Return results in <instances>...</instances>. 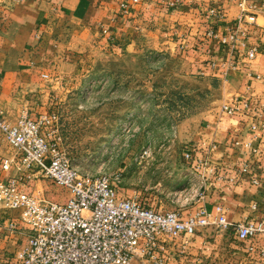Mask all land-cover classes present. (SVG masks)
<instances>
[{
  "label": "crops",
  "instance_id": "0c3cea01",
  "mask_svg": "<svg viewBox=\"0 0 264 264\" xmlns=\"http://www.w3.org/2000/svg\"><path fill=\"white\" fill-rule=\"evenodd\" d=\"M127 1L131 0H15L7 10L0 7V111L10 121L25 114L34 119L59 111L61 130L69 132L73 124L66 128L70 120L65 112L82 101L68 95L54 97L58 84L41 79L50 69L48 64L57 61L61 69L64 60L68 63L76 55L82 63L88 52L116 60L170 51L189 74L210 85L220 84L223 97L219 107L200 117H183L173 135L174 144L186 145L184 152L191 155L187 167L204 187L190 215L203 210L211 224L198 227L192 236L163 239L157 256L166 264H264L260 256L264 235L242 243L216 225L218 208L230 223L264 218V14L257 10V26L248 32L250 44L258 49L251 61L243 54L232 55L219 42L241 13L231 0H179L173 10H167L161 0H139L125 15L120 4ZM245 1L253 10L262 0ZM211 10L221 13L213 15ZM210 33L214 38H209ZM9 57H16L12 67ZM94 103L93 109L102 104ZM225 105L238 107V112L223 113ZM132 110L125 108L126 128L119 132L115 128L112 136L128 137ZM118 114L116 110L111 115ZM5 160L14 164L15 159L0 153V178L7 179L17 169L11 165L4 172ZM57 194L63 199L58 203H65L67 192L62 189ZM17 216L18 212L7 216L0 211V264H14L27 245L28 231Z\"/></svg>",
  "mask_w": 264,
  "mask_h": 264
},
{
  "label": "rangeland",
  "instance_id": "374dc122",
  "mask_svg": "<svg viewBox=\"0 0 264 264\" xmlns=\"http://www.w3.org/2000/svg\"><path fill=\"white\" fill-rule=\"evenodd\" d=\"M86 57L82 63L77 55L68 63L64 60L62 65H70L66 70L65 66L58 69L57 61L47 63L50 69L41 75L43 81L54 86L58 84L54 97L68 95L82 101L72 103L65 112V118L70 120L66 121V128L69 130L67 125L73 124L69 132L61 130L59 111L46 115L57 131L56 138L53 136L51 140H57L61 156L81 175L106 178L119 198L135 199L157 212L175 211L182 218L190 215L191 207L203 196L204 187L194 178V171L187 167L186 145L174 144L173 135L183 117H200L219 107L217 102L223 97L222 87L217 82L210 85L203 78L189 74L170 51L116 60L107 56L99 58L89 52ZM9 61L12 67L16 57H9ZM95 101L102 104L93 109ZM126 107L128 111L133 109V117L128 121V137L112 136L115 128L118 132L126 128L123 118ZM116 110L119 114L114 118L111 114ZM23 116L30 118L26 114ZM20 118L10 121L6 117V120L14 125ZM5 141L0 134V153L13 157L12 166L15 167L16 151ZM10 173V178L5 180L23 179L27 175L24 169H14ZM24 186L39 199L63 200L57 194L62 189L44 178ZM0 211L7 216L16 212L1 207Z\"/></svg>",
  "mask_w": 264,
  "mask_h": 264
},
{
  "label": "built area",
  "instance_id": "2783aa9c",
  "mask_svg": "<svg viewBox=\"0 0 264 264\" xmlns=\"http://www.w3.org/2000/svg\"><path fill=\"white\" fill-rule=\"evenodd\" d=\"M12 1L15 0H0V7L7 10ZM161 1L167 8L179 4V0ZM231 1L240 7L241 13L219 42L232 55L243 54L252 61L258 49L250 44L248 32L257 26V10L264 14V0L253 10L246 6L245 0ZM138 2H122L120 8L126 15ZM211 13L221 12L211 10ZM103 32L107 34L106 30ZM35 37L41 38L39 33ZM209 38H214V34L210 33ZM222 112L233 116L238 107L225 105ZM56 132L47 116L38 120L23 116L11 125L0 111V134L16 151L15 168L27 171L23 179L0 178V207L18 212V221L28 231L27 245L16 264H166L157 256L163 239L174 241L181 235L192 236L198 227L211 224L210 216L203 210L182 218L175 211L157 212L135 199L119 198L106 178L81 175L61 156L57 140H51L53 136L56 138ZM190 158V153H186L185 159ZM11 165L10 160H5L2 170L7 172ZM38 178L64 189L68 195L66 202L39 199L23 190L22 183ZM217 211L216 225L239 242L264 235V218L230 223L220 208ZM16 224L11 223L12 228ZM260 256L264 259V250Z\"/></svg>",
  "mask_w": 264,
  "mask_h": 264
}]
</instances>
